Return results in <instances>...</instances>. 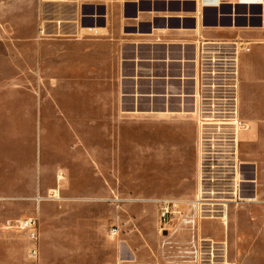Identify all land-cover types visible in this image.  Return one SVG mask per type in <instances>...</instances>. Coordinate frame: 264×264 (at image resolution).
I'll use <instances>...</instances> for the list:
<instances>
[{
    "label": "rangeland",
    "instance_id": "rangeland-1",
    "mask_svg": "<svg viewBox=\"0 0 264 264\" xmlns=\"http://www.w3.org/2000/svg\"><path fill=\"white\" fill-rule=\"evenodd\" d=\"M59 5L0 0V227L27 243L18 264H138L156 259L163 246L178 263L177 247H184L159 233L156 202L194 198L195 127L187 116L160 120L135 111L187 112L186 103L154 99L152 87L149 99H137L144 93L121 41L87 33L82 27L91 22L79 23L73 9ZM259 52L242 58L243 76ZM240 110L250 116L248 102ZM262 127L259 143L245 141L250 132L240 135L242 180L256 182L242 183L241 196L256 202L228 213L229 232L240 222L264 228ZM28 219L36 223L35 241L6 225ZM200 228L221 237L213 221ZM244 244L238 257L250 254ZM259 250L264 255V243ZM228 256L225 245L219 263L264 264Z\"/></svg>",
    "mask_w": 264,
    "mask_h": 264
},
{
    "label": "built area",
    "instance_id": "built-area-1",
    "mask_svg": "<svg viewBox=\"0 0 264 264\" xmlns=\"http://www.w3.org/2000/svg\"><path fill=\"white\" fill-rule=\"evenodd\" d=\"M190 1L194 5L192 10L179 7L161 18L169 30L194 33L188 53L181 49L180 59L162 60L163 64L178 65L177 76L162 79L178 82L179 92L162 96L177 99L180 108L185 102V113L195 125L199 191L193 199L156 202L158 231L163 236L175 234V226L195 233L198 222L207 221H219L226 230L227 216L232 209L245 200L256 202L255 198L243 200L240 187V135L249 130L239 111L240 61L250 53L253 43L238 38H209L198 29L251 27L249 19L256 16L249 14V8L262 6V0ZM240 8L246 11L241 13ZM241 19L247 21L239 22ZM9 223L8 229L25 231L31 241L36 240V223L32 219L15 221L13 226ZM181 247L184 249L177 247L176 250L177 264H223V260L220 263L218 260L226 259L225 243L193 238Z\"/></svg>",
    "mask_w": 264,
    "mask_h": 264
},
{
    "label": "crops",
    "instance_id": "crops-1",
    "mask_svg": "<svg viewBox=\"0 0 264 264\" xmlns=\"http://www.w3.org/2000/svg\"><path fill=\"white\" fill-rule=\"evenodd\" d=\"M55 1L60 4L59 6H61L64 11L73 9L76 16H78L79 23H81L82 20L91 22L92 26L82 27L87 33L98 35L106 32V36L111 37L109 40L121 41L123 51H126L125 53H127V55L133 57L129 58L125 63L126 66L129 67L128 71L131 67L133 71H137V88L144 93L143 95L137 93V99H149L150 95H146L145 93L152 87V91L155 92V94L152 95L154 99L163 100L164 102L178 101L177 99H167L162 96L167 93H179L178 82L162 79L177 76L176 72L178 65L163 64L162 60L180 59L181 49H184V51L188 53L191 50L188 45L193 42L192 36L194 33L181 30H169L164 27V20H161V18L165 17L168 11L178 9L179 7H182V9L190 7L192 10L194 5L190 0ZM228 1L233 2L234 0ZM240 10L243 11L241 13L246 11L245 8H240ZM64 11L63 13H66ZM249 14L256 16L254 19H249L251 27L203 31L198 29V32L209 38H238L253 43L250 53L245 56H254L256 51H260L258 56L252 60L248 67L250 71L249 78L242 74V58L244 56L241 57L240 61L239 101L240 106L241 102L244 104L248 102L250 112V116L247 118L241 113V110H239L240 118L249 125L248 133L250 132V135L245 141H248L247 143L250 144H255L261 141V136L263 135L261 130L264 123V25H261V21L264 22V0H262V6H253L249 8ZM63 16L69 17V14H63ZM240 21L245 22L247 20L241 19L239 22ZM63 22L75 23L76 20H64ZM95 42L98 44V40ZM110 54L113 55L114 53L112 52ZM136 55L138 57L137 61H135ZM242 96H245V99ZM135 114L151 115L160 120L187 116L184 110H171L168 106L162 110L150 109L147 111H139L136 109ZM188 118L193 123L192 119L190 117ZM252 147V154L250 156L251 158H255L257 153L255 149L258 146L252 145ZM243 164L244 163H242V165ZM243 181L244 183L254 185L256 183L255 181ZM213 222L217 223L222 230L221 237L219 238L203 235L200 228L201 222H198L197 231L195 233L177 226L178 228H175V234H170V236L175 237L172 239L181 246L187 245L193 238L225 243L226 247L229 249L228 259H255L256 261L264 259V255H262L259 250L264 243V228H261L259 224L245 225L240 222L229 232L228 226L227 229L224 230L221 222ZM241 243H245V246L250 245L249 255L237 256L238 247ZM247 243L250 244L248 245ZM25 247H27V243L24 244L22 242L19 244L13 235L3 231L0 227V264H18V259H26ZM138 264H177V262L173 263L167 258V250L164 249L163 246L159 249L156 259H139Z\"/></svg>",
    "mask_w": 264,
    "mask_h": 264
},
{
    "label": "bare ground",
    "instance_id": "bare-ground-1",
    "mask_svg": "<svg viewBox=\"0 0 264 264\" xmlns=\"http://www.w3.org/2000/svg\"><path fill=\"white\" fill-rule=\"evenodd\" d=\"M241 183H244V181L243 180H241ZM198 191H199V186H197V188H196V192H195V195H197V193H198ZM245 202H248V203H250L251 201L250 200H245ZM178 228V227H177ZM176 230V229H175ZM174 230V231H175ZM225 263V262H224ZM225 264H229V263H225Z\"/></svg>",
    "mask_w": 264,
    "mask_h": 264
}]
</instances>
